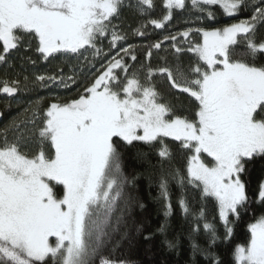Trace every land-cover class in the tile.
Here are the masks:
<instances>
[{
    "label": "snow or ice",
    "instance_id": "1",
    "mask_svg": "<svg viewBox=\"0 0 264 264\" xmlns=\"http://www.w3.org/2000/svg\"><path fill=\"white\" fill-rule=\"evenodd\" d=\"M156 7V0H0V94L11 101L31 94L0 126V264H137V237L152 239L131 220L134 207H145L135 194L145 173L158 184L165 220L157 232L169 251L186 239L191 264L198 256L206 264H264V214L255 215L257 205L264 209V176L254 187L251 178L252 166L264 164V0H162L163 14L151 18ZM186 9L199 26L144 45L140 62L129 34L147 38L149 26L165 29L174 10ZM125 13L136 26H125ZM33 55L66 63L30 77ZM86 72L92 78L80 90ZM74 86L69 99L53 93ZM128 151L145 173H125ZM171 181L191 220L169 238ZM250 213L246 241L234 243Z\"/></svg>",
    "mask_w": 264,
    "mask_h": 264
},
{
    "label": "trees",
    "instance_id": "2",
    "mask_svg": "<svg viewBox=\"0 0 264 264\" xmlns=\"http://www.w3.org/2000/svg\"><path fill=\"white\" fill-rule=\"evenodd\" d=\"M157 7L153 11L151 18H160L163 14L162 8V0H156ZM249 13L244 12L241 13L239 17L236 19L244 18L245 15ZM127 19L125 20V26L131 24L133 27L136 26L138 22L137 18L133 17L129 13H125ZM222 19L224 22L232 23L235 22L236 19L227 18V17H218ZM187 22V23H186ZM192 26H199L196 21V14L191 13L190 10L186 9L184 11L174 10L173 19L166 26L165 29H153L149 26V36L147 38H139L132 36L129 34L128 42L134 45H138L137 55L140 62L144 61V45L155 42L157 39H162L164 35L168 34L170 31H180L184 28ZM105 41V49L107 50V45ZM166 47L168 45L166 44ZM114 54V53H113ZM163 55V52L156 54L154 53L153 59L151 61L152 65L155 67L158 64L159 56ZM33 59L36 60V64L33 66L28 64L25 66V74L30 77L34 73H54L59 68L64 67L66 61L63 57H57L55 59H50L49 61H43L38 56L33 55ZM187 61V57L185 58ZM17 63H19L17 61ZM139 66V65H137ZM100 67V62L96 63V68ZM19 70V68L17 69ZM65 72L68 71L67 67L64 68ZM92 78L90 73H85L80 77L81 84L80 90H82L83 84L87 83ZM157 83L159 84V78H157ZM162 90L163 85H161ZM53 93L57 94L62 99H69L76 95L77 88L74 86L71 89H63V88H54ZM44 96H50V94L44 90L41 92ZM30 95H25L23 93L20 94L16 98V101H11L5 95L0 94V113H4V118L0 119V126L6 123L9 119L16 115L17 108L20 104L26 103L30 99ZM11 104V107H9ZM147 151V149H145ZM151 162H156V157L153 155L151 157ZM183 161L180 157H176L174 159V167H181ZM147 165L137 161L134 158V154L132 151H128L124 158V171L129 176L134 175L136 173H145V167ZM264 164L257 162L251 168V178L253 187L255 186L257 178L264 176ZM137 188L135 194L138 197L139 202L143 203L145 207L143 209L134 207L131 211V220L134 221L137 225L143 226L144 235L152 234V239L149 241H145L143 236H138L136 240V244L131 250V258L137 262V264H191L192 257L190 254V249L188 247L187 240L185 239L182 243L181 247L177 251H169L167 247L163 244V235L157 232L158 227L164 222L165 217L163 214V209L161 203H159L156 199L158 196V184L154 179L151 184L148 179L147 174L140 175L136 181ZM170 189L172 193V202L174 206L173 215L168 218L169 223V238L174 235H177L181 231L185 233L189 229V221L191 218H188V221L181 215L180 210L176 204L177 198L180 195V189L176 185L174 181L170 182ZM190 204L193 209H198L200 206V202L198 199L192 200L191 196H189ZM208 219H212V205H208ZM264 214V209L260 208L259 205L256 206L255 215L258 217ZM249 222H253L252 214L245 216L243 220L240 222L239 226L236 228L234 243H244L247 239V224ZM201 243H203V238L201 237ZM221 258L225 261L230 259L228 247L225 245H220L217 249ZM196 264H206L204 258L202 256H198L196 258Z\"/></svg>",
    "mask_w": 264,
    "mask_h": 264
},
{
    "label": "rangeland",
    "instance_id": "3",
    "mask_svg": "<svg viewBox=\"0 0 264 264\" xmlns=\"http://www.w3.org/2000/svg\"><path fill=\"white\" fill-rule=\"evenodd\" d=\"M236 22V21H235ZM107 42V41H106ZM106 45H107V43H106Z\"/></svg>",
    "mask_w": 264,
    "mask_h": 264
}]
</instances>
